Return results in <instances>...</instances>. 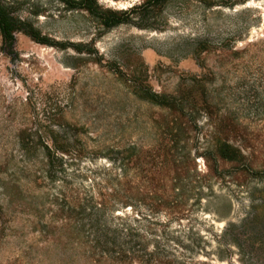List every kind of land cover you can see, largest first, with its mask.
<instances>
[{
    "label": "rangeland",
    "instance_id": "obj_1",
    "mask_svg": "<svg viewBox=\"0 0 264 264\" xmlns=\"http://www.w3.org/2000/svg\"><path fill=\"white\" fill-rule=\"evenodd\" d=\"M3 1L52 44L18 32L7 54L0 40V183L21 186L40 166V143L56 135L70 143L79 184H117L133 204L117 214L133 216L135 248L145 250L125 264H253L217 240L264 199V0H168L111 28L78 2ZM142 1L93 0L123 11ZM201 41L208 47L197 52ZM140 89L173 104L150 103ZM218 141L242 152L245 169L220 156ZM43 214L15 212L0 264H113L93 261L67 231H33ZM155 245L164 251L149 256Z\"/></svg>",
    "mask_w": 264,
    "mask_h": 264
},
{
    "label": "trees",
    "instance_id": "obj_2",
    "mask_svg": "<svg viewBox=\"0 0 264 264\" xmlns=\"http://www.w3.org/2000/svg\"><path fill=\"white\" fill-rule=\"evenodd\" d=\"M61 1L81 3L82 8L102 26L111 28L142 20L156 8L164 6L168 0H143L142 3L124 11L101 9L93 0ZM206 5L210 7L220 4L208 1ZM18 32H23L39 43L52 44L44 41L36 30L24 27L22 21L9 11L7 3L0 0V40L3 52L8 54L13 51L15 34ZM77 46L72 49L78 53L89 52ZM207 47L208 45L201 41L198 43L197 52ZM137 93L142 99L158 106L169 107L173 104L166 95L148 89H140ZM25 131L22 129L18 132V143L22 151L28 147L24 137ZM50 136V145L40 143L43 153L39 161L40 166L34 173L28 175L29 178L21 186L16 183H0V245L3 238L11 236V233L6 232L17 226L12 217L15 212L24 211L35 216L41 212L42 214L49 212L47 221H36L37 228L34 226L33 231L45 234L48 232V227L67 231V239L72 240V245H76L74 243L76 242L82 246L87 256L95 262L104 260L113 264H125L132 261L136 251L140 252L145 248L139 250L135 248L134 239L137 233L131 223V220H134L133 216L127 213L117 214V208L121 205V207L130 206L132 210L133 204L124 199L127 197L123 194H119L121 188L117 184L110 183L109 186L96 179L91 180L88 188L79 184L75 175L68 173L69 166H72L77 159L68 149L70 143L60 141L56 135L55 138L53 135ZM216 150L222 158L237 162L240 164L239 168L245 169L244 157L238 148L218 141ZM113 162L116 163L115 160ZM123 162L122 159L121 166L119 161L116 163L120 170L115 174L116 178L123 179L127 176L122 166ZM22 203L28 206L27 209L25 206L22 207ZM254 209L255 211L242 219L238 225H234L236 232L230 240L223 236L217 242L221 246L235 245L241 256H246L247 253L246 257L251 259L253 264H262L264 262V199L259 200ZM57 223L60 225L57 226ZM79 238L84 241L79 242ZM163 251L164 246L155 245L154 251L149 253V256Z\"/></svg>",
    "mask_w": 264,
    "mask_h": 264
}]
</instances>
